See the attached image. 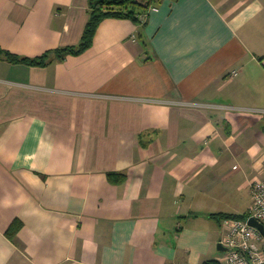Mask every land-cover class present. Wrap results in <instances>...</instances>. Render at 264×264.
I'll list each match as a JSON object with an SVG mask.
<instances>
[{
    "label": "crops",
    "instance_id": "0c3cea01",
    "mask_svg": "<svg viewBox=\"0 0 264 264\" xmlns=\"http://www.w3.org/2000/svg\"><path fill=\"white\" fill-rule=\"evenodd\" d=\"M91 11L0 0V264H224L264 180V0H164L59 55Z\"/></svg>",
    "mask_w": 264,
    "mask_h": 264
},
{
    "label": "built area",
    "instance_id": "2783aa9c",
    "mask_svg": "<svg viewBox=\"0 0 264 264\" xmlns=\"http://www.w3.org/2000/svg\"><path fill=\"white\" fill-rule=\"evenodd\" d=\"M152 5L142 15L144 20L164 0H151ZM236 75V73H233ZM252 206L243 218H225L221 227L223 238L220 244L227 249L224 264H264V235L250 225L251 219L264 226V180L252 184Z\"/></svg>",
    "mask_w": 264,
    "mask_h": 264
},
{
    "label": "trees",
    "instance_id": "16d2710c",
    "mask_svg": "<svg viewBox=\"0 0 264 264\" xmlns=\"http://www.w3.org/2000/svg\"><path fill=\"white\" fill-rule=\"evenodd\" d=\"M92 11L85 27L81 44L77 48H64L56 51L59 55L63 53H81L89 48L102 20L106 18L132 19L138 21L139 15L144 14L152 5L151 0H91ZM140 10V11H139ZM137 11H139L137 13ZM5 56L12 62L23 63L29 66H45L48 55H43L35 59L18 57L6 52ZM113 178V175H110ZM227 218H243L227 216ZM20 223L15 221L9 228L8 235L16 233ZM204 264H222L217 260H208Z\"/></svg>",
    "mask_w": 264,
    "mask_h": 264
},
{
    "label": "water",
    "instance_id": "95a60500",
    "mask_svg": "<svg viewBox=\"0 0 264 264\" xmlns=\"http://www.w3.org/2000/svg\"><path fill=\"white\" fill-rule=\"evenodd\" d=\"M249 223H250V225H252V226L258 228V229L261 231V233L264 235V226H263V225L259 224L258 222H256V221L253 220V219H251V220L249 221ZM218 250L221 251V252H226V251H227V249L224 248V247L222 246V244H220V243H219V245H218Z\"/></svg>",
    "mask_w": 264,
    "mask_h": 264
}]
</instances>
